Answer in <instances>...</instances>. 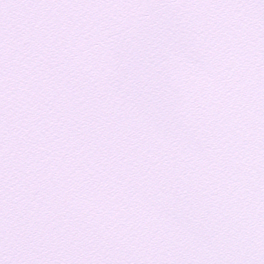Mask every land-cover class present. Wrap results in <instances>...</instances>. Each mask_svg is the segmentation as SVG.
<instances>
[{
	"label": "snow or ice",
	"instance_id": "snow-or-ice-1",
	"mask_svg": "<svg viewBox=\"0 0 264 264\" xmlns=\"http://www.w3.org/2000/svg\"><path fill=\"white\" fill-rule=\"evenodd\" d=\"M0 264H264V0H0Z\"/></svg>",
	"mask_w": 264,
	"mask_h": 264
}]
</instances>
